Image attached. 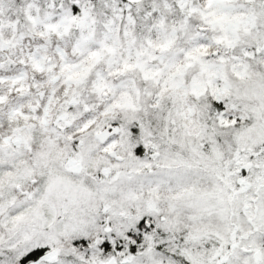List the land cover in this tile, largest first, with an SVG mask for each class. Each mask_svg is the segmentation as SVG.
<instances>
[{"label":"snow or ice","instance_id":"obj_1","mask_svg":"<svg viewBox=\"0 0 264 264\" xmlns=\"http://www.w3.org/2000/svg\"><path fill=\"white\" fill-rule=\"evenodd\" d=\"M0 264H264V0H0Z\"/></svg>","mask_w":264,"mask_h":264}]
</instances>
